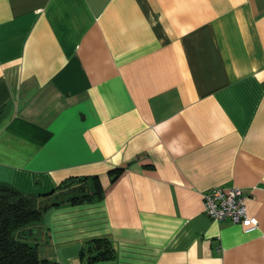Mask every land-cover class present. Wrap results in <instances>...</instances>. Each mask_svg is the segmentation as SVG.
<instances>
[{
	"label": "crops",
	"instance_id": "crops-1",
	"mask_svg": "<svg viewBox=\"0 0 264 264\" xmlns=\"http://www.w3.org/2000/svg\"><path fill=\"white\" fill-rule=\"evenodd\" d=\"M91 177L100 200L43 213L41 256L264 264V0H0V187ZM217 186L255 230L204 213Z\"/></svg>",
	"mask_w": 264,
	"mask_h": 264
},
{
	"label": "trees",
	"instance_id": "trees-1",
	"mask_svg": "<svg viewBox=\"0 0 264 264\" xmlns=\"http://www.w3.org/2000/svg\"><path fill=\"white\" fill-rule=\"evenodd\" d=\"M120 171H112L113 178ZM90 179L65 180L52 192L41 196L24 195L0 187V264H59L39 254L34 230L40 228L43 213L48 208L100 200L101 186L96 177ZM114 258V249L105 238L89 240L80 250V264H95Z\"/></svg>",
	"mask_w": 264,
	"mask_h": 264
},
{
	"label": "built area",
	"instance_id": "built-area-1",
	"mask_svg": "<svg viewBox=\"0 0 264 264\" xmlns=\"http://www.w3.org/2000/svg\"><path fill=\"white\" fill-rule=\"evenodd\" d=\"M202 197L204 213L210 218L230 220L245 232L257 228V218L247 213L248 195L239 187H213L203 192Z\"/></svg>",
	"mask_w": 264,
	"mask_h": 264
}]
</instances>
